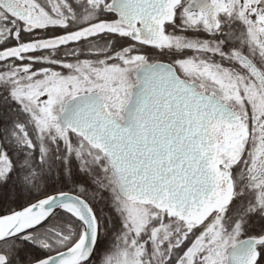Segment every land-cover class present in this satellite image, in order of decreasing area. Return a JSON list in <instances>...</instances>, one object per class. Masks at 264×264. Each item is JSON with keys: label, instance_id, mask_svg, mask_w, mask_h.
Wrapping results in <instances>:
<instances>
[{"label": "snow or ice", "instance_id": "6c2138e0", "mask_svg": "<svg viewBox=\"0 0 264 264\" xmlns=\"http://www.w3.org/2000/svg\"><path fill=\"white\" fill-rule=\"evenodd\" d=\"M0 264H264V0H0Z\"/></svg>", "mask_w": 264, "mask_h": 264}]
</instances>
